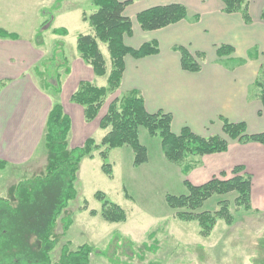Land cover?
Returning <instances> with one entry per match:
<instances>
[{"label": "rangeland", "instance_id": "obj_1", "mask_svg": "<svg viewBox=\"0 0 264 264\" xmlns=\"http://www.w3.org/2000/svg\"><path fill=\"white\" fill-rule=\"evenodd\" d=\"M94 10L91 0H0V28L19 37L17 41L0 38L3 42L0 54L12 57L10 64L14 66L11 69L14 77L1 79L9 85L0 93V103L5 117L11 113L12 119L17 122L15 127L9 128L13 140L12 162L0 170V197L13 206L16 205L13 190L17 182L43 175L50 159H56V155L43 143L44 122L49 107L54 101L73 104L64 101L69 93L66 91L71 89L69 86L64 89L65 95L59 94L56 99L52 90L42 88L36 69L44 74L48 72L52 83L54 68L59 70L62 80L67 77L64 67L57 66L62 62L60 54L49 57L53 51L62 52L68 67L74 64V58H80L76 50V35L90 33L87 24L82 22V13L90 14ZM46 20L49 22L43 24ZM54 27H64L68 33L64 37L54 35L51 33ZM5 42H10L9 46ZM99 48L109 71L110 57L106 45L100 43ZM48 60L57 63L53 65ZM224 62L227 65L236 63L235 60ZM5 66L0 68L1 72L8 70ZM93 78L90 81L94 84L106 86V76L93 75ZM123 94H119L118 90L108 94L104 99L105 107ZM72 118L79 129L86 132L91 128L90 137L96 143L100 142L103 130L96 127L100 116L92 121L91 127L82 121L83 125H80L74 115ZM254 128L249 126L246 130L251 133ZM222 137L225 136L222 134ZM75 139L74 132L69 134V148L75 144ZM138 139L147 149V162L133 166L130 147L111 149L108 163L112 165V178L102 172L98 151H93L92 157L81 160L75 181L76 198L68 203L53 230L56 245L50 253L52 262L58 260L63 245L67 244L68 249L73 251L88 244L92 247L88 264H264V172L262 176L254 174L252 180L251 206L254 210L245 211L234 206L235 193L215 195L205 202L201 210L214 211L218 208L217 201L226 198L231 203L234 221L227 225L217 220L210 235L204 238L199 234L197 222L175 218L166 204L165 195L186 194L184 180L199 185L213 175L219 178L231 176L235 159L232 147L226 153L189 156L186 162L191 168L184 174L178 164L163 156L158 137L150 136L146 129L140 128ZM227 141L228 146L230 142H237L228 138ZM58 190L59 183L52 182L41 191L42 195L33 209L30 207L31 220L35 211L43 216ZM97 191L103 192L109 201L125 211V221L109 223L102 219L99 213L101 202L94 197ZM45 196L47 200L43 205L39 201ZM84 201L87 203L85 210L82 209ZM89 210H95L97 214L90 215ZM65 215L71 218L72 224L63 233L60 218ZM32 236L27 227L22 228L24 244L31 248L34 247Z\"/></svg>", "mask_w": 264, "mask_h": 264}, {"label": "trees", "instance_id": "obj_2", "mask_svg": "<svg viewBox=\"0 0 264 264\" xmlns=\"http://www.w3.org/2000/svg\"><path fill=\"white\" fill-rule=\"evenodd\" d=\"M220 1L223 3V12L239 13L245 24L250 22L249 0ZM128 3L129 1L119 0H91L95 10L89 15L83 14L82 19L91 28V33L76 36V50L82 61L91 67L95 76H106V86H98L93 82L82 80L70 95V101L82 107L84 121L87 123L97 118L105 97L119 88L125 56L142 58L155 55L159 51L155 41L144 42L137 48L124 44V36L132 33L131 20L123 14ZM186 17L187 9L183 4L170 3L144 9L136 14L135 20L142 30L153 31L175 24ZM194 18H197V15ZM261 19L264 20V8ZM48 22L49 20H46L43 24ZM51 33L66 36L68 31L64 27H59L51 28ZM0 38L17 40L18 35L0 28ZM99 42L106 45L109 53V71L106 69ZM174 49L179 53L180 66L183 70L197 72L201 69L203 52L192 53L184 46H175ZM53 52L49 58L60 54L62 62L57 66H63L64 73L68 74L66 57L62 55V52ZM233 52L234 48L227 44L220 45L216 49V55L219 58L230 56ZM48 62L53 65L57 63L51 60ZM53 70H55L54 83L49 81L48 72L44 74L38 69L36 72L41 77L42 88L52 90L57 99L61 93V73L57 68ZM4 85L5 81L0 80V90ZM255 85L264 108V62L260 66ZM221 121L222 134L225 137L222 135L202 137L193 133L188 127H183L178 133H174L171 129V114L162 110L148 112L145 109L143 97L137 90L132 89L114 98L108 104L105 114L99 120V128L107 130L99 143H96L94 138L87 137L82 145L69 148L71 119L65 113L62 104L54 101L46 116L43 143L46 149L56 155V159H50L43 175L17 182L13 190L15 206L11 205L7 199L0 197V264H88L89 255L92 252V247L88 244H83L73 251L69 250L68 245L65 244L61 248L58 260L52 262L50 253L56 245L53 230L68 203L76 198V174L83 158L92 157L93 151H98L102 160L101 170L110 178H112V165L108 163V154L111 149L130 147L133 152V166L147 162V149L138 139L139 128L146 129L150 136L160 139L163 156L168 161L178 164L184 174L191 168L189 162H186L189 156L224 152L228 148L227 138L239 143L256 142L264 146V131L248 133L243 122L234 123L226 118H221ZM7 165L6 160L0 159V170ZM230 173L231 176L227 178L213 175L199 185L184 180L187 193L179 196L166 194L167 206L174 212L175 218L197 222L199 234L204 238L210 235L217 220L231 225L234 216L230 208L231 203L226 198L217 201L218 208L214 211L201 210L211 197L229 193L236 194L233 199L234 206L242 207L245 211L254 210L251 206L252 174L242 164L234 165ZM52 182L59 183L56 197L51 200L49 208L42 217L35 211L34 219L31 220L30 207L33 209V205L42 195L41 191ZM125 196L128 197L127 194ZM94 197L101 202L99 213L103 220L109 223L126 220L125 211L119 205L109 201L103 192H95ZM46 198L47 196L39 202L44 205ZM86 204L84 201L83 210L86 209ZM88 213L96 215L97 211L89 210ZM35 221L38 223L35 224ZM60 222L63 233H66L72 224L71 218L65 215L60 218ZM25 227L33 234V248L27 245V240L24 244L22 228Z\"/></svg>", "mask_w": 264, "mask_h": 264}, {"label": "crops", "instance_id": "obj_3", "mask_svg": "<svg viewBox=\"0 0 264 264\" xmlns=\"http://www.w3.org/2000/svg\"><path fill=\"white\" fill-rule=\"evenodd\" d=\"M119 1H129L123 14L131 20L132 24V33L124 36V44L137 48L144 42L155 41L159 47L155 55L142 58L125 56L124 70L117 89L119 94L135 89L143 97L145 109L148 112L154 113L162 110L170 113L172 116L171 129L174 133H178L183 127H188L193 133L202 137L222 135L221 118L234 123L243 122L246 128L254 126L251 133L264 131V108L255 85L260 66L264 62V20L261 19L264 0H249L250 22L247 24L243 22L239 13L223 12V3L220 0ZM170 3L183 4L187 9V17L158 30L143 31L139 27L135 20L138 12ZM195 15L197 18H194ZM82 22L87 24L83 19ZM89 30L91 33L90 27ZM9 43L4 44L9 46ZM224 44L232 46L234 52L230 56L219 58L216 55V49ZM175 46H184L192 53L203 52L201 69L197 72L183 70L180 66L179 53L174 49ZM0 47H3V42H0ZM5 56L6 59H4ZM11 58L0 54V68L6 65L5 68L8 69L3 72L0 70V80L14 77L11 75V69L14 67L10 64L12 63ZM231 60H235L236 63ZM73 61L74 64L69 66L67 77L61 79L60 94L65 95L66 86L71 88L66 91L69 93L64 97V101L67 102L70 101V95L80 81L92 82L90 80L94 79L92 69H89L90 66L85 64L81 58H74ZM224 61H230L232 64L227 65ZM8 85L7 83L0 93ZM61 104L71 119L69 134L74 132L76 135L75 144L73 143L72 147L82 145L85 139L90 137L91 128L86 132L85 129H79V126H75L72 116H75L80 125L84 123L90 126L96 119L87 123L84 121L81 106L74 103ZM50 108L51 106L48 111ZM106 109L107 106L103 104L97 117L101 118ZM102 112L103 114L100 115ZM5 115L0 103V159L12 162L10 154L13 140L9 128L15 127L17 122H14L11 113L9 117ZM96 127H99L98 122ZM106 131L103 130L102 137ZM242 144L230 142L225 151V153L228 152L232 147V155L235 158L232 166L242 164L252 174L253 179L254 174L262 176L264 146L256 142ZM115 149L120 150L123 147Z\"/></svg>", "mask_w": 264, "mask_h": 264}]
</instances>
